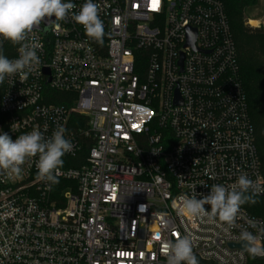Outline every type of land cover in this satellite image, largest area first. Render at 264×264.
Masks as SVG:
<instances>
[{
  "label": "built area",
  "instance_id": "1",
  "mask_svg": "<svg viewBox=\"0 0 264 264\" xmlns=\"http://www.w3.org/2000/svg\"><path fill=\"white\" fill-rule=\"evenodd\" d=\"M64 2L76 8L24 42L40 63L0 84V134L63 127L74 147L51 190L36 179L39 155L0 175V264H166L163 243L185 235L199 264H251L231 246L245 230L264 245L263 219L241 207L232 228L202 222L180 199L241 174L264 188L223 0H93L102 45L72 19L86 0ZM0 45L19 58V44Z\"/></svg>",
  "mask_w": 264,
  "mask_h": 264
},
{
  "label": "clouds",
  "instance_id": "2",
  "mask_svg": "<svg viewBox=\"0 0 264 264\" xmlns=\"http://www.w3.org/2000/svg\"><path fill=\"white\" fill-rule=\"evenodd\" d=\"M76 8L72 2L64 0H0V38L19 44V58L11 60L3 54L0 45V84L6 77L17 73L22 81L28 77L32 66L40 63L36 48L38 45L24 43L34 28L45 18L55 17L64 20ZM72 19L83 26L86 35L99 44H103L104 23L99 16V6L93 0H86L78 13H72ZM65 129L58 127L49 139H45L39 130L22 134L15 140L7 133L0 134V175L5 179L21 174V166L26 159L39 155L36 168V179L46 184V190L58 184L57 170L63 165L62 157L72 151L73 143L64 136ZM264 188L255 185L247 176L241 174L230 188L224 185H213L210 194L197 198L194 192L191 197H180L184 212L198 218L202 222H221L232 228L236 225L237 214L242 205L255 204V197ZM210 205V210L205 208ZM239 241L245 242L243 250L253 259L264 257V245L258 243L257 237L251 232L242 231ZM161 253L166 258V264H199L193 252V239L190 235L165 241Z\"/></svg>",
  "mask_w": 264,
  "mask_h": 264
},
{
  "label": "trees",
  "instance_id": "3",
  "mask_svg": "<svg viewBox=\"0 0 264 264\" xmlns=\"http://www.w3.org/2000/svg\"><path fill=\"white\" fill-rule=\"evenodd\" d=\"M223 4L236 46L240 79L264 177V24L259 28L248 25V13L259 5V0H223ZM56 96L57 103H62L64 94ZM86 158L87 151L77 159L68 160L67 167H80L85 164ZM255 199V204L246 203L241 207L264 220V195ZM251 264H264V257H251Z\"/></svg>",
  "mask_w": 264,
  "mask_h": 264
},
{
  "label": "rangeland",
  "instance_id": "4",
  "mask_svg": "<svg viewBox=\"0 0 264 264\" xmlns=\"http://www.w3.org/2000/svg\"><path fill=\"white\" fill-rule=\"evenodd\" d=\"M248 17H249L248 25L250 27L259 28L263 25L261 23H264V0H259V5L256 8L250 10V12L248 13ZM255 20L258 22L257 27H254L251 24V21H255Z\"/></svg>",
  "mask_w": 264,
  "mask_h": 264
},
{
  "label": "water",
  "instance_id": "5",
  "mask_svg": "<svg viewBox=\"0 0 264 264\" xmlns=\"http://www.w3.org/2000/svg\"><path fill=\"white\" fill-rule=\"evenodd\" d=\"M52 21H53L52 18L51 19H45V23H46L47 26L51 25ZM34 29H39V27L37 26ZM190 39H191V44H194L195 43V39H196L195 32L191 34ZM243 245H244V243H241V244H238V245H232L231 247L234 248V249L243 250Z\"/></svg>",
  "mask_w": 264,
  "mask_h": 264
},
{
  "label": "bare ground",
  "instance_id": "6",
  "mask_svg": "<svg viewBox=\"0 0 264 264\" xmlns=\"http://www.w3.org/2000/svg\"><path fill=\"white\" fill-rule=\"evenodd\" d=\"M251 24H252V26H254V27H257L258 26V22L255 20V21H251Z\"/></svg>",
  "mask_w": 264,
  "mask_h": 264
},
{
  "label": "snow or ice",
  "instance_id": "7",
  "mask_svg": "<svg viewBox=\"0 0 264 264\" xmlns=\"http://www.w3.org/2000/svg\"><path fill=\"white\" fill-rule=\"evenodd\" d=\"M158 3V0H153V4L156 5Z\"/></svg>",
  "mask_w": 264,
  "mask_h": 264
}]
</instances>
